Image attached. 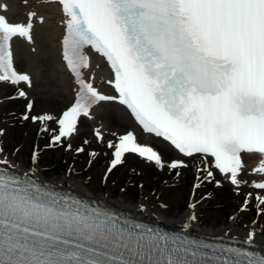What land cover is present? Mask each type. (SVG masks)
<instances>
[{"label": "snow or ice", "instance_id": "snow-or-ice-1", "mask_svg": "<svg viewBox=\"0 0 264 264\" xmlns=\"http://www.w3.org/2000/svg\"><path fill=\"white\" fill-rule=\"evenodd\" d=\"M54 2L64 16L62 59L77 89L74 102L58 118L30 117L33 104H27L21 118L42 123L40 131L51 134L46 147L71 150L65 141L77 133L81 118L91 119L96 106L118 102L144 133L161 138L182 158L166 161L128 131L107 143L113 159L105 183L108 173L125 163L126 154L161 171L174 170L176 177L188 167L184 158H198L202 167L195 188L205 182L222 187L219 173L239 194L249 184L241 178L246 172L243 154L260 158L251 174L264 176V0ZM7 11L8 4L0 3V12ZM37 21L43 24L44 17L34 11L26 22L15 23L0 14V82L31 86L30 76L14 66L13 41L34 43ZM90 52L110 67L106 83L116 95L95 85ZM18 95L27 98L23 90ZM49 122L57 128H49ZM95 135L102 143L99 129ZM37 158L34 152L33 164ZM13 168L6 157L0 159V264H264V254L255 250V229L242 241L252 250L190 239L57 197L27 173H10ZM249 186L255 195L249 191L239 210L247 211L254 200L259 218L264 215V180ZM189 219L198 218L193 213Z\"/></svg>", "mask_w": 264, "mask_h": 264}, {"label": "bare ground", "instance_id": "bare-ground-1", "mask_svg": "<svg viewBox=\"0 0 264 264\" xmlns=\"http://www.w3.org/2000/svg\"><path fill=\"white\" fill-rule=\"evenodd\" d=\"M0 3L8 4V11L0 13L14 22H26L27 14L30 11H34L38 16L44 17L43 24L37 21L34 25V43H28L19 38H15L13 41L14 65L18 72H24L30 76L31 86H28L24 82L19 85H12L10 82L6 81L0 82V130H3L4 133L0 136V147L3 148V152L0 153V159L6 157L10 164L17 170L27 171L38 177L48 178L60 186H65L90 197L102 199L110 204L132 211L133 213L170 225L184 227L187 224L190 225L188 229L197 232L242 237H246L250 230L255 229V241L259 246L258 248L264 247V230L257 224L253 225L252 223L248 228H238L237 222L240 220L237 221L234 218H230L226 225L218 226L217 224H210L211 221L207 217H201L199 207L203 208V204L199 203L198 205L199 200L200 202L202 201L199 191L195 193L199 199H196L197 204L194 202L195 197H191V202L186 206L183 214L180 212L179 208L173 206V204L169 205L167 209L161 210L160 207L156 206L155 199H150L148 202L141 203L126 202L124 199L117 197L111 190L106 189V186L102 184L88 189L74 177L76 174L75 172L57 177L52 175L48 176L41 167L42 163L39 156L36 163H32V155L34 152L37 153L32 147L29 150L30 152L28 151L27 154L23 155L21 151L26 149V145L30 139H36L35 141L39 144L44 142L45 139H48L47 144H49L51 135L50 133L40 131L43 126L42 123L33 122L31 119L25 121L20 118L27 111L26 103L31 101L33 104L32 111L28 113L30 117L32 114H37V116L52 114L55 116L62 107H65L74 99L77 85L74 83V79L62 59L64 16L61 6L55 3L54 0H0ZM90 55L93 64L92 71L95 73V85L107 94L116 95L114 89L106 83L111 77V71L106 61L94 52H90ZM20 88L26 90L27 98L19 97L18 91ZM15 89L16 91L13 92ZM19 112H22L20 113V117H18ZM55 126H57L55 123L49 122L48 124L49 128ZM96 129H99L104 137L102 143L98 142L96 138ZM126 130H133L139 142L151 144L155 147L161 152L164 160L170 161L171 159L182 158L170 146L165 147V145L161 143V138L144 133L126 107L120 105L118 102H111L103 107L96 106L92 110L91 119L82 117L78 123L77 133L74 134L71 139L66 140L65 145L68 143L71 145L77 144L78 142L87 140L88 143H84V146L86 145L88 149L94 147L95 152L98 153L92 160H99L100 162L105 160L108 161L111 157V149L107 147L108 141L115 142L118 135ZM78 144L76 146H78ZM52 148L57 155L66 151L65 146H53ZM184 159H186L188 167L181 170L184 171V173L186 172V174L191 172L193 175H196L195 177H198L197 169L202 167L198 162V158ZM243 159L246 172L242 174L241 178L247 180L249 184L242 185L240 191L256 192V190L252 189L249 185L253 180H264V176L262 175L251 174V170L258 167L260 158L258 156L243 154ZM122 165L126 166L128 169L135 170L136 174H144L148 177H157L155 172L159 170L154 164L146 162L135 154H126L125 163ZM108 168L109 161L107 165V169ZM161 172H163V175L166 177H169L168 172L174 171L165 168ZM50 176H52L53 179ZM114 176L116 178L119 176L116 169L108 173L107 179ZM216 179L222 181L224 187V189L222 188V193L225 199L230 201L235 195V186L231 185V183L219 173H216ZM208 188L210 187L208 186ZM210 189L213 190V188ZM189 197L190 195L187 198ZM193 203L196 204L195 209L190 207ZM193 213L198 218L195 222L189 219L190 215Z\"/></svg>", "mask_w": 264, "mask_h": 264}, {"label": "rangeland", "instance_id": "rangeland-1", "mask_svg": "<svg viewBox=\"0 0 264 264\" xmlns=\"http://www.w3.org/2000/svg\"><path fill=\"white\" fill-rule=\"evenodd\" d=\"M15 91L16 89L13 90V92ZM20 113L22 112L18 113V117H20ZM35 140L30 139L26 145V149L21 151V153L25 155L31 147L35 148L41 159V167L48 176L57 177L75 172L74 177L88 189L102 184L106 186V189L111 190L117 197L124 199L126 202L141 203L155 199L156 206L160 207L161 210L167 209L169 205L173 204V206L179 208L182 214L186 206L191 202V197H195L194 202L197 204L196 199H198V196L195 193L199 191L202 201L200 202L198 199V205L199 203L203 204V208L199 207V213L201 217H207L211 221L210 224L224 226L230 218H234L237 221L240 220L237 222L238 228H248L254 220L258 219L257 225L261 226L264 230V215L257 218L254 200L250 203L247 211L241 212L239 210L245 199V190L240 191L239 189V194H237V189L235 188V195L230 201H227L222 193L223 186L216 187L214 183H205V185L203 183L200 188H195L193 184L198 178L191 172L186 174V172L184 173V171L180 170L181 175L179 177L175 176V172H168L169 177H166L161 170H158L155 172L157 177H148L144 174H136L135 170L128 169L123 165L116 168L119 176L117 178L115 176L110 177L105 183L104 176L108 161H101V163L99 160H92V157L89 155L90 152L86 148L87 146H84V142H78L79 144H83L85 148L83 153H76L75 147L78 143H75L72 144L71 150L57 155L52 147H46L48 139H45L40 144ZM34 141L35 147L33 145ZM92 148L95 149L94 147ZM52 176L50 177L52 178ZM208 186L213 188V190L208 188ZM189 195L190 197L187 198ZM161 205H166L167 207H162Z\"/></svg>", "mask_w": 264, "mask_h": 264}]
</instances>
